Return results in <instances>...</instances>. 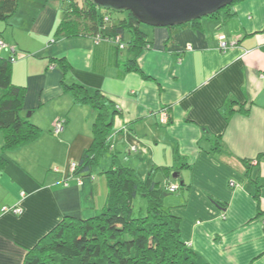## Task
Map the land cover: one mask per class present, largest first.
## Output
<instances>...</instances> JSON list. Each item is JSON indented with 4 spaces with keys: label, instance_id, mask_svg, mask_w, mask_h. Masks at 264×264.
<instances>
[{
    "label": "crops",
    "instance_id": "0c3cea01",
    "mask_svg": "<svg viewBox=\"0 0 264 264\" xmlns=\"http://www.w3.org/2000/svg\"><path fill=\"white\" fill-rule=\"evenodd\" d=\"M46 1L20 0L0 22V39L14 49H0V58H14L12 82L27 89L22 114L43 130L7 153L0 133L8 162L0 170V264H23L65 217L102 213L113 154L142 180L152 172L163 189L183 186L165 204L181 219L183 241L208 264H264V0H242L231 17L225 11L199 26L144 29L151 46L138 60L143 74L126 73L129 53L107 42L57 39L62 2ZM62 58L70 74L54 62ZM64 82L101 91L120 111L96 180L73 178L68 186L69 165L92 143L96 113L76 104ZM60 120L64 130L54 135Z\"/></svg>",
    "mask_w": 264,
    "mask_h": 264
},
{
    "label": "trees",
    "instance_id": "16d2710c",
    "mask_svg": "<svg viewBox=\"0 0 264 264\" xmlns=\"http://www.w3.org/2000/svg\"><path fill=\"white\" fill-rule=\"evenodd\" d=\"M60 1L63 19L55 33L57 39L90 37L97 43L107 42L118 51L129 53L126 73L143 74L138 60L151 46L143 31L148 26L141 24L131 12L102 7L94 0ZM19 4L20 0H0V22L8 23ZM233 6L209 17H218L225 11L231 17ZM110 11L118 13L119 19L112 21ZM201 20L185 25L199 26ZM54 62L65 74L71 71L65 58ZM13 63L12 56L0 58V132L4 153L26 147L43 135V130L22 114L27 89L13 84ZM64 87L76 104L89 106L96 113L92 143L80 161L75 162L77 178L89 177L95 181L97 166L113 150L111 134L120 111L101 91L91 92L82 85L66 82ZM233 113L234 109L229 111L230 116ZM220 147V141H215V151ZM7 163L0 156V170ZM251 163L246 162L248 169ZM104 174L108 184L104 211L85 220L65 217L36 246L27 250L23 264H208L183 241L181 219L163 205L170 193L154 180L152 172L142 180L113 154L112 165ZM138 197L147 202L145 215L135 214L133 203Z\"/></svg>",
    "mask_w": 264,
    "mask_h": 264
},
{
    "label": "water",
    "instance_id": "95a60500",
    "mask_svg": "<svg viewBox=\"0 0 264 264\" xmlns=\"http://www.w3.org/2000/svg\"><path fill=\"white\" fill-rule=\"evenodd\" d=\"M107 8L131 12L151 28H174L212 16L242 0H94ZM175 180L179 173H172Z\"/></svg>",
    "mask_w": 264,
    "mask_h": 264
},
{
    "label": "built area",
    "instance_id": "2783aa9c",
    "mask_svg": "<svg viewBox=\"0 0 264 264\" xmlns=\"http://www.w3.org/2000/svg\"><path fill=\"white\" fill-rule=\"evenodd\" d=\"M220 40H221V44H220V48L221 49H227L228 47V44L225 42L226 38L221 36L220 37ZM0 49L2 50H6V51H11L12 53L14 52V49H12L9 45H7L5 42L3 41H0ZM169 113L167 111V109H163L161 110L160 112V122L161 124L163 125H167L169 123ZM66 124V121L65 120H60L56 123V125L54 126V129H53V132L55 135H60L63 130H64V126ZM252 164L256 165L257 164V161L256 160H253L252 161ZM78 168V164L73 162L70 164L69 166V176H68V180H66L65 182V186H68V183L67 181L73 179V178H77L75 176V171L77 170ZM79 183L82 184V181L80 178H77ZM92 180H94V178H92ZM230 186L232 187H235V183L234 182H231L230 183ZM165 191L168 192V193H176L179 189H180V186L179 184H168L167 186H165ZM24 195V194H23ZM4 211L5 212H12L13 214H21L22 213V209L20 207H14V208H4Z\"/></svg>",
    "mask_w": 264,
    "mask_h": 264
},
{
    "label": "rangeland",
    "instance_id": "374dc122",
    "mask_svg": "<svg viewBox=\"0 0 264 264\" xmlns=\"http://www.w3.org/2000/svg\"><path fill=\"white\" fill-rule=\"evenodd\" d=\"M109 16H110V18L112 19V21H115V20H118L119 19V14L118 13H115L114 11H110L109 12ZM150 27H144V29H149ZM143 29V30H144ZM68 74H70V73H68ZM1 133V132H0ZM100 170H101V167H100V164H99V166H97V168H96V171L95 172H100ZM155 181L157 180V179H154ZM168 185V184H167ZM166 185V186H167ZM180 186V189L182 188L181 187V185H179ZM179 189V190H180ZM178 190V191H179ZM177 191V192H178ZM172 194L170 193L169 195H167V197L164 199V202H163V205H164V207L166 208V209H168V206L165 204V201L166 200H169L170 198V196H171ZM133 208H134V211H135V214H136V216H139L140 214H142V215H145L146 214V212H147V202L144 200V199H142L141 197H138L135 201H134V203H133Z\"/></svg>",
    "mask_w": 264,
    "mask_h": 264
}]
</instances>
